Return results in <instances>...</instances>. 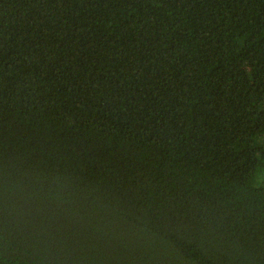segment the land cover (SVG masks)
Segmentation results:
<instances>
[{"label":"trees","instance_id":"trees-1","mask_svg":"<svg viewBox=\"0 0 264 264\" xmlns=\"http://www.w3.org/2000/svg\"><path fill=\"white\" fill-rule=\"evenodd\" d=\"M0 264H264V0H0Z\"/></svg>","mask_w":264,"mask_h":264}]
</instances>
